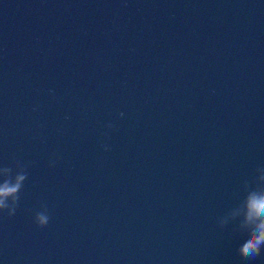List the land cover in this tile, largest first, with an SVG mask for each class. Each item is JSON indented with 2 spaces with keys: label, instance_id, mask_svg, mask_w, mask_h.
I'll list each match as a JSON object with an SVG mask.
<instances>
[{
  "label": "water",
  "instance_id": "1",
  "mask_svg": "<svg viewBox=\"0 0 264 264\" xmlns=\"http://www.w3.org/2000/svg\"><path fill=\"white\" fill-rule=\"evenodd\" d=\"M25 174L0 264H264V0H0V183Z\"/></svg>",
  "mask_w": 264,
  "mask_h": 264
},
{
  "label": "clouds",
  "instance_id": "2",
  "mask_svg": "<svg viewBox=\"0 0 264 264\" xmlns=\"http://www.w3.org/2000/svg\"><path fill=\"white\" fill-rule=\"evenodd\" d=\"M121 115H123V113H121ZM108 127L112 128L113 126L109 124ZM104 150H109L107 145L104 146ZM25 178L26 174L17 176L15 184H12L8 179L0 183V212H6L9 218L16 213L20 198L16 193L21 188L20 182L25 180ZM8 196L13 197L11 205L5 203V199ZM49 219L50 217L46 205L42 206V211H38L34 216V222L37 227L40 228L46 227ZM248 225H251L250 235L247 240L239 246L238 252L244 258L254 260L262 254L261 245L264 244V191L249 198L248 212L245 224L242 225V227Z\"/></svg>",
  "mask_w": 264,
  "mask_h": 264
}]
</instances>
